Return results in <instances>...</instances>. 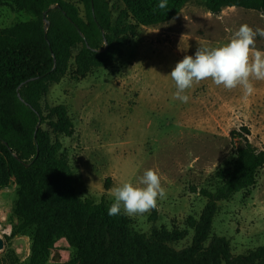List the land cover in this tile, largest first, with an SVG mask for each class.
<instances>
[{
  "label": "rangeland",
  "instance_id": "obj_1",
  "mask_svg": "<svg viewBox=\"0 0 264 264\" xmlns=\"http://www.w3.org/2000/svg\"><path fill=\"white\" fill-rule=\"evenodd\" d=\"M107 1L114 16L124 7L121 0ZM30 17L0 4V27ZM241 24L264 29V14L241 7L211 14L202 0H188L169 21L138 26L111 66L94 68L79 79L70 69L50 84L43 105H64L73 123V133L59 140L76 175L79 197L114 202L112 188L126 180L138 184L143 172L153 168L166 197L149 213L130 217L131 225L142 233L152 226L183 230L187 217L198 218L205 204L199 189L214 184L215 172L232 150L230 131L245 126L249 141L264 148V81H253L256 90L249 97L240 88L227 90L209 79L186 91L187 103L173 98L176 88L169 74L176 63L198 47L223 45ZM255 48L264 51V37L257 36ZM15 189L13 178L0 188V264H26L30 254L29 236L11 235ZM152 214L155 220H150ZM191 235L188 229L172 246L183 248ZM212 235L225 237L234 255L264 245V168L250 194L239 191L219 200ZM70 253L61 238L47 264L64 263Z\"/></svg>",
  "mask_w": 264,
  "mask_h": 264
},
{
  "label": "trees",
  "instance_id": "obj_2",
  "mask_svg": "<svg viewBox=\"0 0 264 264\" xmlns=\"http://www.w3.org/2000/svg\"><path fill=\"white\" fill-rule=\"evenodd\" d=\"M187 1L167 0L160 9V0H121L124 7L114 16L107 0H0L31 16L0 27V188L13 178L11 235L29 236L26 264H47L61 238L71 249L61 264H264V245L234 255L225 237L212 235L219 200L239 191L250 194L264 168V148L249 141L247 127L230 131L232 150L215 172L214 184L199 189L205 204L198 218L187 217L183 230L152 226L142 233L123 212L107 214L113 202L95 203L76 194L77 178L59 140L73 133L72 120L64 105H43L50 84L70 69L79 79L111 66L138 26L169 21ZM202 3L211 14L228 7L264 14V0ZM187 228L190 243L175 249L172 243L184 239Z\"/></svg>",
  "mask_w": 264,
  "mask_h": 264
},
{
  "label": "clouds",
  "instance_id": "obj_3",
  "mask_svg": "<svg viewBox=\"0 0 264 264\" xmlns=\"http://www.w3.org/2000/svg\"><path fill=\"white\" fill-rule=\"evenodd\" d=\"M160 9L167 7V0H160ZM264 37V29H253L241 24L229 41L216 47H198L194 55H185L178 61L169 76L175 83L173 98L187 103L186 91L194 83L211 80L227 90L240 88L245 97L254 94L253 81H264V51L255 48L256 38ZM114 202L108 208L109 216L122 212L129 217L144 215L157 207L158 199L166 197L160 175L156 169H146L138 184L130 180L111 189Z\"/></svg>",
  "mask_w": 264,
  "mask_h": 264
},
{
  "label": "water",
  "instance_id": "obj_4",
  "mask_svg": "<svg viewBox=\"0 0 264 264\" xmlns=\"http://www.w3.org/2000/svg\"><path fill=\"white\" fill-rule=\"evenodd\" d=\"M56 6H57V5H56ZM48 24H49L48 20H45V22H44V29L47 28ZM104 46H105V47L107 46L106 41H104ZM37 125H38V124H37ZM37 125H35L36 128L38 127ZM14 157L17 158L15 155H14ZM1 248H2V242H1V239H0V249H1Z\"/></svg>",
  "mask_w": 264,
  "mask_h": 264
}]
</instances>
